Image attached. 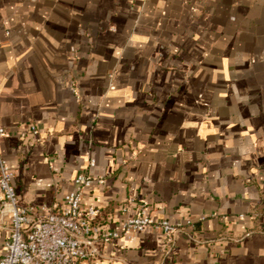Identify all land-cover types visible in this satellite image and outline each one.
I'll return each mask as SVG.
<instances>
[{"label": "crops", "instance_id": "obj_1", "mask_svg": "<svg viewBox=\"0 0 264 264\" xmlns=\"http://www.w3.org/2000/svg\"><path fill=\"white\" fill-rule=\"evenodd\" d=\"M0 125L22 204L179 226L89 264H264V0H0Z\"/></svg>", "mask_w": 264, "mask_h": 264}, {"label": "built area", "instance_id": "obj_2", "mask_svg": "<svg viewBox=\"0 0 264 264\" xmlns=\"http://www.w3.org/2000/svg\"><path fill=\"white\" fill-rule=\"evenodd\" d=\"M37 133L36 125L30 127ZM6 128L0 125V139ZM96 160L90 159V166ZM14 171L0 153V218L9 217L11 232L0 264H89L100 253L102 243L119 237L132 238L148 226L173 237L179 226L168 219H157L142 206L139 214L129 215L117 229L99 230L94 225L98 210L83 203V194L94 183L80 173L74 188L60 205H26L20 202L13 182Z\"/></svg>", "mask_w": 264, "mask_h": 264}]
</instances>
